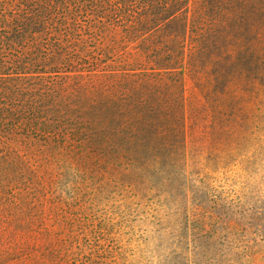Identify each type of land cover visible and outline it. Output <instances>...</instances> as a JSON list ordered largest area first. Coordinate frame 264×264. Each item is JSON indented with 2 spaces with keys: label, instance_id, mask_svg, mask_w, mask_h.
Returning a JSON list of instances; mask_svg holds the SVG:
<instances>
[{
  "label": "trees",
  "instance_id": "1",
  "mask_svg": "<svg viewBox=\"0 0 264 264\" xmlns=\"http://www.w3.org/2000/svg\"><path fill=\"white\" fill-rule=\"evenodd\" d=\"M259 126L264 0H0V264H71L20 208L72 147L187 178Z\"/></svg>",
  "mask_w": 264,
  "mask_h": 264
},
{
  "label": "rangeland",
  "instance_id": "2",
  "mask_svg": "<svg viewBox=\"0 0 264 264\" xmlns=\"http://www.w3.org/2000/svg\"><path fill=\"white\" fill-rule=\"evenodd\" d=\"M194 148L206 151L192 153L185 178L72 147L76 156L45 164L36 207L20 208L24 220L71 264H264V126L212 154ZM33 236L19 230L12 250Z\"/></svg>",
  "mask_w": 264,
  "mask_h": 264
}]
</instances>
